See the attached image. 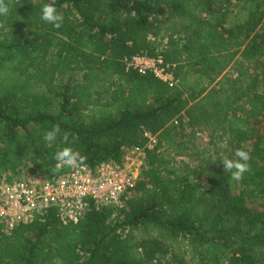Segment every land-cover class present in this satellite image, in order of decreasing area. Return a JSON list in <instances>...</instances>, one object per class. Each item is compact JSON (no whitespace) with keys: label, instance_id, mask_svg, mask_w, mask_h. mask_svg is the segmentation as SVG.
<instances>
[{"label":"trees","instance_id":"1","mask_svg":"<svg viewBox=\"0 0 264 264\" xmlns=\"http://www.w3.org/2000/svg\"><path fill=\"white\" fill-rule=\"evenodd\" d=\"M49 2L6 0L0 16V177L43 176L64 147L93 169L144 132L157 144L117 211L0 224V264H264V0H55L59 29L40 18ZM158 52L177 86L125 69ZM238 148L237 182L221 160Z\"/></svg>","mask_w":264,"mask_h":264},{"label":"built area","instance_id":"2","mask_svg":"<svg viewBox=\"0 0 264 264\" xmlns=\"http://www.w3.org/2000/svg\"><path fill=\"white\" fill-rule=\"evenodd\" d=\"M125 69L138 74L150 73L169 87L178 85L174 65L164 63L161 54L137 53L123 59ZM144 144L125 149L122 162L107 160L93 169L87 164L65 167L45 175L27 176L0 185V224L8 231L36 218L40 207H54L65 221L76 223L89 205H100L115 211L124 205L135 190L142 172L148 167L147 153L157 144V135L144 132Z\"/></svg>","mask_w":264,"mask_h":264},{"label":"clouds","instance_id":"3","mask_svg":"<svg viewBox=\"0 0 264 264\" xmlns=\"http://www.w3.org/2000/svg\"><path fill=\"white\" fill-rule=\"evenodd\" d=\"M10 12L9 4L6 0H0V16L7 17ZM41 20L47 24H51L54 28L59 29L63 24V15L59 13L55 7V0H50L45 3L41 8ZM4 27L0 23V28ZM60 132L59 124H54L50 130L44 134V140L51 143L56 139L57 134ZM67 135V133L65 134ZM234 159L227 156L221 160L224 172L230 173V178L233 181H241L244 174L251 171L249 161L251 160L250 151L245 148H238L234 152ZM54 159L56 161L54 171L59 172L65 167H79L86 164L87 157L82 155L79 151L73 150L71 147H64L55 153ZM54 264H62V261L57 258Z\"/></svg>","mask_w":264,"mask_h":264},{"label":"rangeland","instance_id":"4","mask_svg":"<svg viewBox=\"0 0 264 264\" xmlns=\"http://www.w3.org/2000/svg\"><path fill=\"white\" fill-rule=\"evenodd\" d=\"M233 11V10H232ZM162 45H159L158 46V51H161L162 50ZM201 139H203V142H205L206 141V136H201ZM204 144V143H203ZM185 161H187L186 159H185ZM48 171V170H47ZM21 173H25V172H21ZM19 174L20 173H16V174H13L12 172H8V173H2V177H0V185L2 186V185H5V184H8V183H10V182H13V181H15V178H17L18 176H19ZM14 179V180H13ZM17 180V179H16ZM134 193V192H133ZM132 193V194H133ZM131 195V194H130ZM251 204H253L254 206H257V207H259V203L258 202H254V203H252L251 202Z\"/></svg>","mask_w":264,"mask_h":264}]
</instances>
